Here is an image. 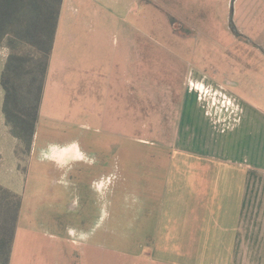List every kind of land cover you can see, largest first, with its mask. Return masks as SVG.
Masks as SVG:
<instances>
[{"label":"crops","instance_id":"0c3cea01","mask_svg":"<svg viewBox=\"0 0 264 264\" xmlns=\"http://www.w3.org/2000/svg\"><path fill=\"white\" fill-rule=\"evenodd\" d=\"M91 1L96 10L104 6L103 0ZM109 5L110 10L121 5L127 11L138 9L136 0H109ZM166 9L186 11L169 4ZM79 29L60 30L58 18L38 120L47 100H59L61 90L69 91L94 122L114 124V137L123 132L125 138L128 119L122 70L116 62L98 72L91 67L89 46L81 41L84 35ZM111 50L108 54L116 58L114 47ZM250 66L246 97L216 77L200 74L203 82L190 78L173 144L156 147L158 143L138 139L155 147L131 152L119 146L112 171L111 148L105 151L89 138L87 148L81 141L84 137L77 136L70 147L43 149L42 158L49 156L58 172L86 159V150L93 149L97 161L91 164L92 176L77 181L75 198L90 204L94 196L105 204L106 211L99 214L103 238L125 234L133 239L125 237L115 247L106 239L107 244H96L95 229L100 223L95 221L93 207L76 208L71 222L64 224L57 212L53 217L29 214L24 189L14 191L0 181L22 197L9 264H264V66ZM97 74L106 77L101 86L95 84ZM203 89L216 95L202 98ZM94 92L100 107L93 101ZM9 134L15 139L13 145L16 140L23 145ZM38 179L34 202L53 194L55 207L59 205L63 192L45 191L40 175ZM33 218L37 225H32ZM96 248L103 250L102 259L95 258ZM113 251L128 253L112 258Z\"/></svg>","mask_w":264,"mask_h":264},{"label":"rangeland","instance_id":"374dc122","mask_svg":"<svg viewBox=\"0 0 264 264\" xmlns=\"http://www.w3.org/2000/svg\"><path fill=\"white\" fill-rule=\"evenodd\" d=\"M136 1L138 9L127 11L124 5L116 10L107 9L110 7L109 0H103L104 8L100 5L97 10L91 0H62L58 17L60 30L80 26L78 32L84 35L81 41L89 46L92 57L89 64L97 72L115 62L120 66L121 82L126 80L128 121L125 138L123 132L121 137H114V124L108 127L107 122H94V117L87 113L80 100L72 99L69 91L61 90L59 100H47L45 103L30 148L27 150L23 145L19 146L17 140L13 145L15 139L9 134L2 113L3 90L0 85V181H6L11 190L24 189V205L29 214L53 217L57 212L62 215L64 224L71 222V214L76 208L80 211L87 205L90 209L93 207L95 221L100 223L95 229V243L103 245L106 239L113 247L125 237L133 239V235H112L108 238L105 235L103 238L99 214L102 210L106 211L105 204L91 194L90 204H84L82 198H75V184L80 178L92 176L90 169L94 166L91 164L97 161V153L93 149L86 150V159L69 163V166L73 165L58 172L49 156L42 158L43 149L52 152L53 147H70L77 136L84 137L81 141L87 148L86 138H89L104 147L105 151L111 148L112 171L119 146L127 147L131 152L151 146L138 139L158 143L156 147L173 144L180 105L189 89L190 78L203 82L205 78L200 74L216 77L221 82L227 81L237 94L239 92L240 96L246 97L247 76L251 78L247 73L249 66L252 63L256 67L264 66V0H167L170 7H184L185 12L167 10L166 0ZM66 21L68 26L64 23ZM113 47L116 58L108 54V49ZM119 49L121 54L118 59ZM6 54L7 49L0 47V73ZM112 59L115 60L111 63ZM94 79L95 84L101 86L106 77L97 74ZM259 92L257 88L256 95ZM94 93L93 101L96 103ZM213 94L216 95L203 89L199 95L210 99ZM39 175L45 191L52 192L57 188L63 192L62 202L56 207L53 194H48V198L41 202H34ZM119 191L118 186L116 195ZM31 222L37 225L34 218ZM31 236L28 235V238ZM20 239L21 234L17 241ZM129 244L126 241V245ZM102 253L101 248H96L95 258L102 259ZM126 253L113 251L111 257L124 258Z\"/></svg>","mask_w":264,"mask_h":264},{"label":"trees","instance_id":"16d2710c","mask_svg":"<svg viewBox=\"0 0 264 264\" xmlns=\"http://www.w3.org/2000/svg\"><path fill=\"white\" fill-rule=\"evenodd\" d=\"M62 0H0L2 113L10 132L31 145ZM21 196L0 185V264H9Z\"/></svg>","mask_w":264,"mask_h":264}]
</instances>
